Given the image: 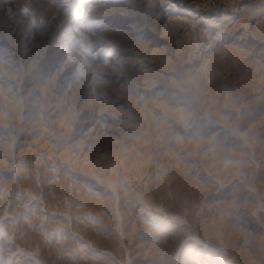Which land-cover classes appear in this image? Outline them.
<instances>
[{"label":"rangeland","instance_id":"374dc122","mask_svg":"<svg viewBox=\"0 0 264 264\" xmlns=\"http://www.w3.org/2000/svg\"><path fill=\"white\" fill-rule=\"evenodd\" d=\"M0 264H264V0H0Z\"/></svg>","mask_w":264,"mask_h":264},{"label":"bare ground","instance_id":"6f19581e","mask_svg":"<svg viewBox=\"0 0 264 264\" xmlns=\"http://www.w3.org/2000/svg\"><path fill=\"white\" fill-rule=\"evenodd\" d=\"M190 12V11H189Z\"/></svg>","mask_w":264,"mask_h":264}]
</instances>
